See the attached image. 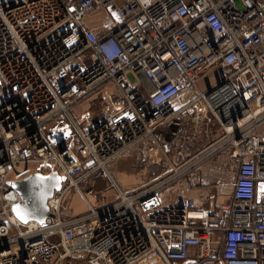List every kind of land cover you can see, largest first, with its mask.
Listing matches in <instances>:
<instances>
[{"label":"built area","instance_id":"2783aa9c","mask_svg":"<svg viewBox=\"0 0 264 264\" xmlns=\"http://www.w3.org/2000/svg\"><path fill=\"white\" fill-rule=\"evenodd\" d=\"M100 11L113 18L102 34L87 26ZM210 70L222 79L203 89ZM227 82L245 106L221 121L225 142L148 188H118L100 208L88 201L94 189L80 186L115 182L108 168L137 146L183 143L184 120L216 111L209 96ZM108 85L99 115L76 119ZM0 86V264H264V0H0ZM226 151L236 179L219 193L230 200L164 205L162 190ZM52 173L66 178L48 202L53 216L21 222L13 184ZM73 187L88 212L65 218Z\"/></svg>","mask_w":264,"mask_h":264},{"label":"rangeland","instance_id":"374dc122","mask_svg":"<svg viewBox=\"0 0 264 264\" xmlns=\"http://www.w3.org/2000/svg\"><path fill=\"white\" fill-rule=\"evenodd\" d=\"M95 16L105 17L104 20L106 19L107 26L111 23L113 24L112 16L107 12L105 13V11H102L99 14H96ZM100 30V32H97L99 34H102L107 30V28L101 27ZM221 79L222 73L217 72L215 70H210L202 75L201 79L199 80V83L204 89L207 88L210 83L212 84V86L217 84ZM202 80L203 82H201ZM0 88L2 87L0 86ZM112 88L113 87H111L110 85L103 87L91 94L85 100H83L74 109V111L72 110L74 117L78 119V117L80 116V112L87 111V109H90V111L93 112L94 117L99 115L101 110L109 104L108 95L111 93H115L114 89ZM5 97L6 94L3 95L2 91L0 90V101ZM204 108L206 109V107ZM217 114V110L213 111L209 107L206 115L203 116L202 119H199L198 121L195 120L192 124H190V126L187 128V133H185L184 136V140L186 142L184 141L179 145H175L176 148L173 147L172 151L169 153L171 155H169V158L165 159L162 155H157L155 157V160H153V163L149 165H144L141 161L140 153L138 151L131 150L127 154L120 157L118 159L119 162H115L116 164H119L118 167L115 166L113 168L112 164L108 168V170L113 176L114 181L117 184H115V182L110 179H101L95 182L89 181L83 183L80 186L81 190L83 191V193L86 194V191L88 189L93 188L94 194L88 195L87 199L95 208H100L106 204L117 201L119 199L120 191L118 188L122 189L125 192L131 190L137 191L139 190V188L145 189L150 184L157 182V180L159 181V179L163 176H166L167 174H172L175 168L184 167L190 162H194L195 157L192 154L195 153V144L200 147L199 149H204L206 145H210L213 142L215 143L218 140L224 142L227 140L226 133L223 130L222 122ZM189 123H191V120ZM181 151H183L184 154H181ZM228 154L229 152L226 151L217 155L216 158L214 156L210 158V160L208 158L201 162L197 161L199 162H196L198 164L196 165L197 168H195L191 172L188 171V173H186V176L188 177L192 174H198L207 165L206 162H208V160L211 163H215L218 157L227 156ZM128 158H131L132 160L129 165L122 162ZM201 165L204 166L202 167ZM230 165L233 166V171L231 170L232 173H230V175L228 176L229 181L226 182L227 184L231 185L234 182V179H236L235 171L237 167L235 164H229V166ZM133 176H138L139 181L135 182L136 179H134L135 177ZM129 187H131L132 189H129ZM230 187L231 186H228L227 188L229 189H226L225 192L230 190ZM217 195H219L218 191L210 193L208 197L206 194H203L201 195V198L207 197L208 200L211 201L213 197L215 198ZM228 195L230 194L227 193L224 196L225 199H227ZM175 196L176 192L174 190H170L167 193L165 191H162L160 193V198L164 201L165 204H170V202H173V199L176 198ZM167 200L169 201V203L167 202ZM176 200L177 199H175V201ZM61 212L65 218L84 215L88 212L87 202L85 201L81 192L77 188L73 187L68 191L63 202Z\"/></svg>","mask_w":264,"mask_h":264},{"label":"crops","instance_id":"0c3cea01","mask_svg":"<svg viewBox=\"0 0 264 264\" xmlns=\"http://www.w3.org/2000/svg\"><path fill=\"white\" fill-rule=\"evenodd\" d=\"M100 12H102V11H100ZM99 13H97V14H99ZM104 18L105 17H100V16L96 17L95 16L92 21L87 23V26L94 29L95 31H99V32L101 31L100 30L101 27H105L107 29L110 28L112 23L107 26L106 19L104 20ZM201 82H203V80ZM211 86H212V84L210 83L207 86V88H204V89L208 90ZM0 90L2 91L1 88H0ZM190 120H191V123H189ZM193 122H194L193 117H187L184 120V126H183L184 136H185V133H187L186 132L187 128ZM213 143H211L210 145L208 144L209 146L206 145L205 148L203 147L204 149H199L200 147H198V145L195 144V147H196V149L194 150L195 153H193L192 155L194 157H196L197 155H199L203 151L207 150ZM164 144L165 145L170 144L172 149H173V147L176 148L175 145H179V144H175L173 142L169 143V141H167L165 139H161V140H159V142L151 139V140L146 141L143 144L137 146L136 148L133 149V151H138L141 155L142 163L144 165L145 164L149 165V164L153 163V160H155V157L157 155H162L165 159L169 158L170 154L165 153L163 150ZM212 157H214V156H212ZM212 157H210V158H212ZM216 157H217V155L215 156V158ZM210 158H209V160H210ZM209 160H208V162H206L207 165L198 174H196V175L192 174L188 177L186 176V173H188V171L191 172L192 170L197 168L196 166H194V167L190 168L188 171H185L181 176H179L177 178V180L172 185H170L168 188L162 190V191H165L166 193L169 192L170 190H174L176 192V196H175L176 198H174L173 202H170V204H165L164 201L162 200L164 205L168 206V205H172V204H178V203H182L184 201V199H186V198H192L195 200L196 204L199 206H203V207H207V208H213L219 203L225 202L226 200H230L231 195H228L227 199H225V197H224L225 195H221L220 193L215 198L213 197V199L211 201L208 200V198H207L208 195L212 192H217V191L219 192V189L221 190L220 184L223 182L229 181L228 176L230 175L226 171V167L225 166L222 167L224 165V163H226V160H227L226 156L218 157L216 159L215 163H211V162H209ZM115 162L112 165L113 168L115 166L118 167V165H119V164H116L117 162H119L118 160L116 163ZM122 162L129 165L132 162V160H131V158H128ZM176 169L177 168L174 169V172L172 174H169V175L167 174L166 176H163L162 178H160L159 181H161L163 178L173 176ZM236 171H237V168H236ZM236 171H235V173H236ZM133 177H135V176H133ZM138 178H139L138 176H136L134 178V179H136L135 182L139 181ZM159 181L157 180V182L150 184L148 187L158 183ZM131 187H129V189H132ZM140 190H143V188H139V190H137V191H140ZM130 192H136V190H131ZM203 194H206L207 197L201 198V195H203ZM175 199H177V200L175 201ZM167 202L169 203L168 200H167Z\"/></svg>","mask_w":264,"mask_h":264},{"label":"water","instance_id":"95a60500","mask_svg":"<svg viewBox=\"0 0 264 264\" xmlns=\"http://www.w3.org/2000/svg\"><path fill=\"white\" fill-rule=\"evenodd\" d=\"M221 85V84H219ZM64 92V90H63ZM211 91L208 92L210 94ZM212 105L215 102L212 96H209ZM222 122L228 119L221 112H218ZM242 115L239 114V117ZM237 117H232L236 121ZM66 178L57 173L50 175L34 174L25 180L13 184V187L19 192L22 201H19L14 206L16 217L23 223L30 221H39L44 223L48 217L53 214L48 205L49 200L54 196L56 190H60L62 183Z\"/></svg>","mask_w":264,"mask_h":264},{"label":"bare ground","instance_id":"6f19581e","mask_svg":"<svg viewBox=\"0 0 264 264\" xmlns=\"http://www.w3.org/2000/svg\"><path fill=\"white\" fill-rule=\"evenodd\" d=\"M213 98L215 101L213 107L217 109V113L220 111L226 118L232 119V117H236L234 112L235 109L245 106V104L239 99V96H237L235 87L230 82H227L220 92L214 94Z\"/></svg>","mask_w":264,"mask_h":264}]
</instances>
